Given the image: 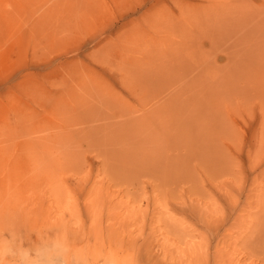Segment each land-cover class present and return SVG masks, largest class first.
<instances>
[{
	"label": "rangeland",
	"instance_id": "obj_1",
	"mask_svg": "<svg viewBox=\"0 0 264 264\" xmlns=\"http://www.w3.org/2000/svg\"><path fill=\"white\" fill-rule=\"evenodd\" d=\"M53 244L264 264V0H0V246Z\"/></svg>",
	"mask_w": 264,
	"mask_h": 264
},
{
	"label": "clouds",
	"instance_id": "obj_2",
	"mask_svg": "<svg viewBox=\"0 0 264 264\" xmlns=\"http://www.w3.org/2000/svg\"><path fill=\"white\" fill-rule=\"evenodd\" d=\"M57 252L56 245L53 244L45 252L44 248H28L9 246L5 250L0 246V264H4V257H12L16 264H53L52 257Z\"/></svg>",
	"mask_w": 264,
	"mask_h": 264
},
{
	"label": "bare ground",
	"instance_id": "obj_3",
	"mask_svg": "<svg viewBox=\"0 0 264 264\" xmlns=\"http://www.w3.org/2000/svg\"><path fill=\"white\" fill-rule=\"evenodd\" d=\"M253 36H254V35H253ZM253 36H252V37H253ZM260 47H261V45H260ZM194 50H195V49H194ZM250 52H251V51H250ZM250 52H249V53H250ZM234 72H235V71H234Z\"/></svg>",
	"mask_w": 264,
	"mask_h": 264
}]
</instances>
